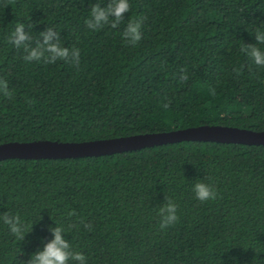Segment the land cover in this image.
<instances>
[{"label": "trees", "instance_id": "16d2710c", "mask_svg": "<svg viewBox=\"0 0 264 264\" xmlns=\"http://www.w3.org/2000/svg\"><path fill=\"white\" fill-rule=\"evenodd\" d=\"M96 3L108 0H0V77L12 91L0 94V144L206 124L264 131V68L240 52L264 30V0H129L118 27L93 31L85 21ZM137 18L142 39L132 46L123 32ZM17 22L33 46L47 27L60 33L63 46L79 48V67L25 62L23 47L8 42ZM198 181L217 199L197 200ZM167 197L179 220L161 230L156 210ZM5 211L19 213L26 236L18 240L0 221V264H25L56 225L86 264H264V144L189 140L102 156L2 159Z\"/></svg>", "mask_w": 264, "mask_h": 264}, {"label": "clouds", "instance_id": "9594fccd", "mask_svg": "<svg viewBox=\"0 0 264 264\" xmlns=\"http://www.w3.org/2000/svg\"><path fill=\"white\" fill-rule=\"evenodd\" d=\"M131 5L129 0H108L106 6L96 3L90 6V18L85 21L87 27L93 31H99L105 25L112 28L118 27L125 18V14L130 11ZM143 18L131 19L123 32L124 41L132 46L138 44L142 39ZM31 27V25H29ZM255 43H242L240 52L249 57L255 65L264 68V50L259 45L264 44V30L257 27L254 30ZM8 42L16 48L23 47L26 53L23 57L25 62H42L46 65L55 64L57 61H63L79 67L80 50L72 47L69 49L61 44L60 33L53 28L47 27L45 31L39 33V38L35 40L28 31L25 30V24L17 22L14 31L8 38ZM243 65L240 68H234L237 75L242 74ZM180 81L186 82L188 75L186 69H181ZM214 92V89H213ZM0 94L4 97L11 98L12 91L9 89L7 80L0 77ZM32 103V101H28ZM163 108L170 107V102L163 103ZM193 191L197 200L201 202L214 201L217 199V190L208 183L198 181L194 184ZM165 203L156 210L159 217V227L161 230L169 228L179 220L177 214L178 205L171 198H165ZM69 217L76 215L75 211H69ZM0 221L8 226L10 232L18 239H25L26 225L22 221L19 213L8 211L0 214ZM84 227L92 229L90 223H85ZM49 231L52 239L44 243L42 250L34 252L25 264H69V261H75L77 264H86V257L82 252L74 251L68 239L65 238V228L63 226L50 227Z\"/></svg>", "mask_w": 264, "mask_h": 264}, {"label": "water", "instance_id": "95a60500", "mask_svg": "<svg viewBox=\"0 0 264 264\" xmlns=\"http://www.w3.org/2000/svg\"><path fill=\"white\" fill-rule=\"evenodd\" d=\"M189 140L264 144V131L206 124L170 131L140 133L81 142L48 139L26 142L10 141L0 144V160L9 158L47 159L102 156L137 150L157 144Z\"/></svg>", "mask_w": 264, "mask_h": 264}]
</instances>
